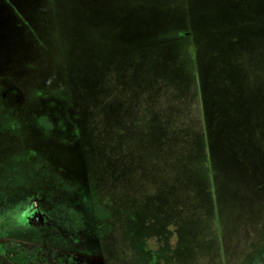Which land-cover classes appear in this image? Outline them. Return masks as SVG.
Segmentation results:
<instances>
[{
  "label": "rangeland",
  "instance_id": "rangeland-1",
  "mask_svg": "<svg viewBox=\"0 0 264 264\" xmlns=\"http://www.w3.org/2000/svg\"><path fill=\"white\" fill-rule=\"evenodd\" d=\"M12 168L0 264H262L264 0H0Z\"/></svg>",
  "mask_w": 264,
  "mask_h": 264
},
{
  "label": "flooded vegetation",
  "instance_id": "flooded-vegetation-1",
  "mask_svg": "<svg viewBox=\"0 0 264 264\" xmlns=\"http://www.w3.org/2000/svg\"><path fill=\"white\" fill-rule=\"evenodd\" d=\"M18 163H20V164L14 165V166H16V168H18V169L19 168H22L23 165L24 166H27V168H28L27 171H28V173L30 175H34V174H36L39 171V163L37 161H35V160H30V159H26L25 158V160H22V161H20ZM15 172L19 173L20 171L19 170L18 171H15V168L14 169L12 168L10 170L7 169V170H5L3 172L2 178H1V181H0V191L2 193L5 190V192L11 191V192H9L10 195L11 194H13V195L18 194V189H11V188H9V185H8L14 179ZM29 193L32 194L31 195V199H30L33 202L32 208L28 211V213H27L28 215L26 214V216H25L26 219L25 220L22 219L21 221L19 220V222H18V223H21L22 221H24V222L27 223V225H31V223H32V215L34 214V212H40L45 217L48 216V214L46 212L40 210L39 206L36 203V201H41L43 199V195L44 194L42 193V194L38 195L37 193H40V192L37 189L30 190ZM34 203H36V204H34ZM11 249H12L13 253L15 254V251H14L15 248L14 247H11ZM17 250H22L24 253L28 254L32 258H34L33 256H37L36 253H32V251L29 250V249L21 248V249H17ZM66 260L67 261H66L65 264H80V262H81V259L80 260L74 259V256H72V254L71 255H68L66 257Z\"/></svg>",
  "mask_w": 264,
  "mask_h": 264
},
{
  "label": "trees",
  "instance_id": "trees-1",
  "mask_svg": "<svg viewBox=\"0 0 264 264\" xmlns=\"http://www.w3.org/2000/svg\"><path fill=\"white\" fill-rule=\"evenodd\" d=\"M149 6H151V7H154L152 4L151 5H149ZM169 8H171V7H169ZM167 11V10H166ZM169 12V11H168ZM220 15V14H219ZM172 16V14L170 15V17ZM252 16H254V15H252ZM175 17V16H174ZM174 17H172L171 19H169V20H175V18ZM218 17V16H217ZM250 18V17H249ZM182 20V19H181ZM180 21V20H179ZM184 22H182L181 24L177 21V19H176V21L175 22H177V23H179V24H176V25H173V27L175 26L176 28H173V29H171L169 32L168 31H161V38H159V40H157V42H156V44H155V47H159V48H166L167 46H170L169 44H168V41H173V40H175V41H179V40H183V41H185V40H188L189 38H191V36H193V35H195L196 34V32H198V27H195V24H193V22L192 23H189V22H187V20H186V18H184V20H183ZM158 23H161L162 24V22L160 21V22H158ZM174 23V22H173ZM163 25V24H162ZM166 28V27H165ZM168 28H169V26H168ZM162 30H163V28H162ZM179 30L181 31L182 30V32H181V34H180V32H179ZM197 35V34H196ZM167 44V45H166ZM157 45V46H156ZM179 46H180V49L182 48V43H180L179 44ZM197 156V159H199L200 161H201V163H203V160L204 159H206L207 158V154L205 153V152H199V154H196ZM213 158V157H212ZM212 160V159H211ZM212 162V161H211ZM201 168V172H202V174H203V176H202V178L201 179H203L204 180V182L206 183V184H208V185H210V179L207 177V175L206 174H204V171L206 170V168H204V167H202V166H200ZM208 196H209V193H208ZM15 251V258H14V260L15 261H17V262H19V263H26V262H28V261H32V257L31 256H29L28 254H26V253H24L22 250H17V249H15L14 250ZM262 264H264V262L262 263Z\"/></svg>",
  "mask_w": 264,
  "mask_h": 264
}]
</instances>
